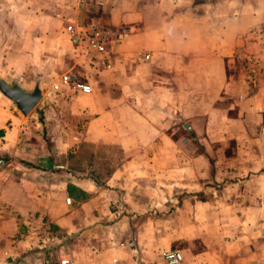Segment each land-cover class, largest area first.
<instances>
[{"label": "crops", "instance_id": "obj_1", "mask_svg": "<svg viewBox=\"0 0 264 264\" xmlns=\"http://www.w3.org/2000/svg\"><path fill=\"white\" fill-rule=\"evenodd\" d=\"M92 21L130 35L108 45L107 71L68 42L65 73L90 94L50 86L26 116L0 96L1 218L31 226L19 251L45 239L76 264H162L180 248L183 264L264 260V0H113ZM59 96L74 123L47 135L48 154L38 112L49 120Z\"/></svg>", "mask_w": 264, "mask_h": 264}, {"label": "rangeland", "instance_id": "obj_2", "mask_svg": "<svg viewBox=\"0 0 264 264\" xmlns=\"http://www.w3.org/2000/svg\"><path fill=\"white\" fill-rule=\"evenodd\" d=\"M112 1L86 0L85 3L79 4L78 0H0V52L4 49L3 52L5 53L0 58V80L4 76L13 75L16 79L7 84L8 86H18L26 93H31L38 86L41 91L47 92L59 76L69 71L71 67L70 46L64 35L63 27L68 23H86L90 19L100 17L103 7L107 8L112 4ZM78 10L82 13H77ZM76 14L83 22L75 21ZM122 27L128 31L127 39L130 35V29L125 25ZM259 35L262 49L264 47L263 28L259 32ZM246 57L249 59H244V62L247 63L245 66L243 64L242 67L244 74L248 76L247 82L249 86L253 88L258 77L257 71L259 72L261 66L257 64L260 67H255L254 62L257 60V57L253 53L246 54ZM252 69L255 71L254 77L252 76ZM17 72L22 74H17ZM261 72L264 73L263 71ZM64 90L71 91L69 88L63 87L61 91H54V93H61ZM0 96L4 97L1 93ZM59 97L57 100H50V103L53 102V113L50 115L49 120H46L42 112H38V114L40 113L42 124L40 128L43 133L42 151L48 154L52 153V149L48 138L46 139L47 135L57 136L63 133V131L67 130V125L72 124L73 121L66 102L67 100H64L61 96ZM4 98L8 100L6 97ZM10 103L11 109L15 108L14 103L12 101ZM59 106L61 109L58 110L61 112L56 114V109ZM18 114L20 113L18 112ZM56 116L58 118L53 121L52 118ZM73 119L75 120L76 118L74 117ZM45 130H47V133ZM9 191L12 192L13 189ZM1 211L0 208V264H58L61 258L56 257L52 253L59 248L60 245L58 244L61 241L47 249L49 242L43 239L44 241H40L31 251L21 253L18 243L23 239L21 235H27V232L31 231V226L19 225L14 219L10 220L7 216L1 218V216L7 214L12 215L10 210L3 209L4 212L2 213ZM262 234L264 232L261 233V236ZM190 248L195 252L203 251L205 245L201 241H196L191 242ZM181 249L183 248L179 250ZM210 260L212 261V258L203 257L200 260V264H209ZM194 262H192V258L189 259V264H193ZM234 263L236 262L232 261L231 258H228L224 262V264ZM241 264H264V260L250 257Z\"/></svg>", "mask_w": 264, "mask_h": 264}, {"label": "built area", "instance_id": "obj_3", "mask_svg": "<svg viewBox=\"0 0 264 264\" xmlns=\"http://www.w3.org/2000/svg\"><path fill=\"white\" fill-rule=\"evenodd\" d=\"M86 0H78L79 4L85 3ZM64 33L67 36L70 45L81 51L85 56H92L97 67L102 70H110L112 67L108 54V45L112 42H123L128 34L126 28L119 26L112 29L102 22L92 21L84 26L76 24H66L64 26ZM144 60L149 59V55L143 56ZM254 69V68H253ZM252 69V76L254 77L255 71ZM61 86H65L75 92L81 94H90L92 89L90 85L82 82L77 75L73 73H64L59 76L57 81L52 84L53 90H59ZM6 161L0 158V172L5 168ZM69 204V200H66ZM264 237V234H262ZM132 246V243H128ZM183 255L179 250H168L163 254L162 264H183ZM58 264H75L70 258H61ZM117 264V262H113Z\"/></svg>", "mask_w": 264, "mask_h": 264}, {"label": "water", "instance_id": "obj_4", "mask_svg": "<svg viewBox=\"0 0 264 264\" xmlns=\"http://www.w3.org/2000/svg\"><path fill=\"white\" fill-rule=\"evenodd\" d=\"M0 93L14 103L15 109L22 116L30 113L42 97L38 86L31 93H26L18 86H8L2 80H0Z\"/></svg>", "mask_w": 264, "mask_h": 264}, {"label": "trees", "instance_id": "obj_5", "mask_svg": "<svg viewBox=\"0 0 264 264\" xmlns=\"http://www.w3.org/2000/svg\"><path fill=\"white\" fill-rule=\"evenodd\" d=\"M88 23H90L89 21H87L86 23H84L85 25H87ZM63 30H64V27H63Z\"/></svg>", "mask_w": 264, "mask_h": 264}]
</instances>
